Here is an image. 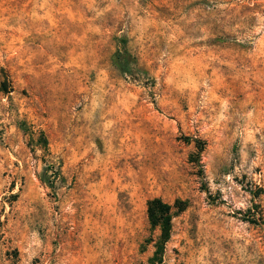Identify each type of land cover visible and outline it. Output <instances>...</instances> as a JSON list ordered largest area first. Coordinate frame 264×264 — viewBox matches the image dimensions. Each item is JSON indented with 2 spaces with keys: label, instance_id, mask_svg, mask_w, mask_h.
Listing matches in <instances>:
<instances>
[{
  "label": "rangeland",
  "instance_id": "374dc122",
  "mask_svg": "<svg viewBox=\"0 0 264 264\" xmlns=\"http://www.w3.org/2000/svg\"><path fill=\"white\" fill-rule=\"evenodd\" d=\"M0 264H264V0H0Z\"/></svg>",
  "mask_w": 264,
  "mask_h": 264
},
{
  "label": "trees",
  "instance_id": "16d2710c",
  "mask_svg": "<svg viewBox=\"0 0 264 264\" xmlns=\"http://www.w3.org/2000/svg\"><path fill=\"white\" fill-rule=\"evenodd\" d=\"M131 56L125 50V48L117 49L113 53V60L116 63L117 68L121 71H127L129 69V60ZM186 139H189L186 137ZM196 149L195 159H198V155L203 148L204 142L199 138L191 139ZM177 209H181L178 201H174L169 204L159 197H152L146 201V216L151 227H155L158 230V237L155 243L154 255H158L161 250L163 243L166 241L170 230V220ZM158 259V258H157Z\"/></svg>",
  "mask_w": 264,
  "mask_h": 264
}]
</instances>
